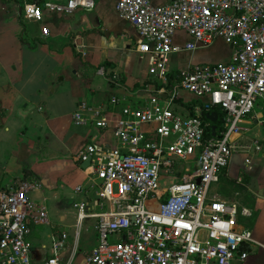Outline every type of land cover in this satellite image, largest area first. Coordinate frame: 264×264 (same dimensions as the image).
Wrapping results in <instances>:
<instances>
[{"label":"built area","instance_id":"1","mask_svg":"<svg viewBox=\"0 0 264 264\" xmlns=\"http://www.w3.org/2000/svg\"><path fill=\"white\" fill-rule=\"evenodd\" d=\"M96 2L25 1L18 9L24 20L39 22L45 13L71 14ZM115 10L140 38L135 51L151 93L137 106L117 96L98 104L83 100L72 113L74 125L112 137V144L92 143L76 156L79 164L89 157L87 178L99 206L91 214L96 243L82 264L244 263L252 247H263L245 223L251 212L210 195V188L239 148L264 152V0H117ZM179 32L190 41L175 42ZM217 39L231 48L229 60L169 67L171 54ZM180 92L198 101L193 115L174 111ZM214 107L222 112L224 129L212 135L209 128L207 137L209 123L200 114ZM253 126L261 127L263 139L239 145ZM39 186L22 178L0 187V264H34L28 236L45 213L34 209L28 194ZM75 205L80 221L87 216L85 204ZM65 238L62 233L54 249ZM41 264L69 262L54 254Z\"/></svg>","mask_w":264,"mask_h":264},{"label":"crops","instance_id":"2","mask_svg":"<svg viewBox=\"0 0 264 264\" xmlns=\"http://www.w3.org/2000/svg\"><path fill=\"white\" fill-rule=\"evenodd\" d=\"M25 1L32 0H0V187L10 188L25 175L40 183L28 194L34 209L45 213V221L33 224L28 236L34 264L54 254L63 263L82 264L96 243L91 214L98 210L92 201L89 170L81 167L76 156L89 144H112V137L107 131L74 125L72 113L80 101L98 104L112 96L140 105L151 93L143 85L147 70L135 51L140 38L117 15V0H97L94 8H79L71 14L45 13L39 22L20 16L18 6ZM174 40L182 44L190 38L179 32ZM214 42L171 54L169 67L181 70L192 64L229 60L231 48L226 46L228 53L218 55ZM101 67L104 74L98 73ZM197 103L193 95L180 92L172 107L190 115ZM259 132L253 126L238 144L263 139ZM222 176L235 179L244 187L243 193L251 196L250 209L238 204L254 216V238L264 246L258 238L264 227V152L239 148ZM78 202H84L87 214L80 221ZM62 233L66 237L63 246L54 249Z\"/></svg>","mask_w":264,"mask_h":264},{"label":"rangeland","instance_id":"3","mask_svg":"<svg viewBox=\"0 0 264 264\" xmlns=\"http://www.w3.org/2000/svg\"><path fill=\"white\" fill-rule=\"evenodd\" d=\"M216 42H214L213 44V50L218 55L227 54L228 53V50L226 47L227 45L226 44L223 45L219 41H216ZM140 66H142V63ZM258 132L261 133L260 126H258ZM243 190H244V187L240 183H237L235 179L229 180L225 178L224 176H221L219 182L211 186L210 195H212L215 192L220 197H223L225 200L234 198V200L237 201L239 204L245 205L247 208H249L252 206L253 200L251 196H249V194L243 193ZM92 201L94 202L95 204L94 206L96 207V209L99 210V206L97 203V197L95 196V193L92 194ZM254 219H255L254 216H252L248 218L247 221H245L248 228H250L251 230L254 225V221H255ZM252 234H253V230H252ZM253 237H254V234H253ZM258 238L264 241V227L263 226L262 228L259 229ZM242 264H264V246L263 247H260V246L252 247L249 253V256L247 257L246 261Z\"/></svg>","mask_w":264,"mask_h":264},{"label":"trees","instance_id":"4","mask_svg":"<svg viewBox=\"0 0 264 264\" xmlns=\"http://www.w3.org/2000/svg\"><path fill=\"white\" fill-rule=\"evenodd\" d=\"M32 1H40V0H32ZM108 64H106L105 66H107ZM209 112H215L217 114V120L213 123L216 125V131L219 133L221 132L223 129H224V126H223V120H222V112L220 111L219 108H211L209 110ZM194 113L191 112L190 115H193ZM206 114H208L207 111H202V113L200 114V118L203 120V122L205 123H209L207 125V129H206V133L205 135L208 137L210 136V133L208 132V129L210 128L211 126V122L209 120L206 119ZM25 172H26V169H25ZM24 178H27L26 175L24 176Z\"/></svg>","mask_w":264,"mask_h":264},{"label":"water","instance_id":"5","mask_svg":"<svg viewBox=\"0 0 264 264\" xmlns=\"http://www.w3.org/2000/svg\"><path fill=\"white\" fill-rule=\"evenodd\" d=\"M206 119L211 122L210 129L212 131V135H214L215 129H216V125L213 124V123L217 120V114L215 112H210V113L206 114ZM88 165H89V157L87 158L86 161L81 163V167L82 168H86Z\"/></svg>","mask_w":264,"mask_h":264}]
</instances>
